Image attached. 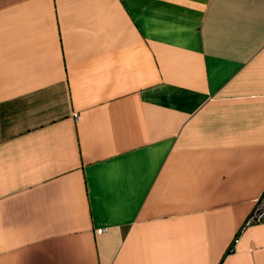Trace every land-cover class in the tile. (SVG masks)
<instances>
[{"label": "crops", "instance_id": "obj_1", "mask_svg": "<svg viewBox=\"0 0 264 264\" xmlns=\"http://www.w3.org/2000/svg\"><path fill=\"white\" fill-rule=\"evenodd\" d=\"M263 199L264 0H0V264H264Z\"/></svg>", "mask_w": 264, "mask_h": 264}, {"label": "built area", "instance_id": "obj_2", "mask_svg": "<svg viewBox=\"0 0 264 264\" xmlns=\"http://www.w3.org/2000/svg\"><path fill=\"white\" fill-rule=\"evenodd\" d=\"M263 220H264V199L261 200V202L258 204L257 208L246 222L245 227L251 226L255 223L262 222Z\"/></svg>", "mask_w": 264, "mask_h": 264}]
</instances>
